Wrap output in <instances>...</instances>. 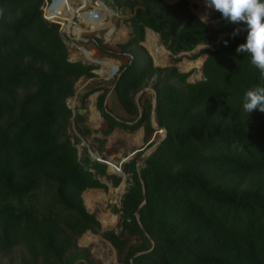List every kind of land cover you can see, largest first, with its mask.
I'll use <instances>...</instances> for the list:
<instances>
[{
  "label": "trees",
  "instance_id": "trees-1",
  "mask_svg": "<svg viewBox=\"0 0 264 264\" xmlns=\"http://www.w3.org/2000/svg\"><path fill=\"white\" fill-rule=\"evenodd\" d=\"M44 2L0 0V255L19 249L18 264H92L76 239L100 222L82 193L106 191L102 178L117 187L121 176L86 148L79 156L77 144L91 130L67 99L97 67L69 59L60 24L43 17ZM106 4L129 12L130 31L118 50L96 41L109 56L128 55L111 89L124 116L106 107L103 86L80 95L82 108L101 91L99 156L106 159L103 145L115 128L142 127L144 140L151 138L154 93L155 122L165 136L141 166L136 159L122 163L128 185L113 209L121 231L103 237L121 264H264V112L243 109L246 91L264 87V76L250 54L236 52L246 42V24L227 22L216 10L201 23L186 0ZM146 29L159 35L175 63L185 54L205 55L202 78L189 82V71L154 65L143 45ZM150 80L154 93L136 101Z\"/></svg>",
  "mask_w": 264,
  "mask_h": 264
},
{
  "label": "rangeland",
  "instance_id": "rangeland-1",
  "mask_svg": "<svg viewBox=\"0 0 264 264\" xmlns=\"http://www.w3.org/2000/svg\"><path fill=\"white\" fill-rule=\"evenodd\" d=\"M99 1H102L106 8H100V11L104 14L105 19L109 22V25L100 30H88L85 29L82 20L79 17H75L73 22L68 27V20L60 23L61 32L64 35V41L68 47L69 59L73 61L80 60L86 64H93L97 68L94 69L95 76L92 78H80L74 85V94L67 99V104L71 108L72 112H79L85 117L84 124L91 130V134L86 137H81L80 142L77 144L79 156L82 154V148H90L93 152L100 154L98 151L99 141L98 138H103L101 129L105 126V121L102 118L100 111L96 107V98L101 91H95L91 93L83 107L81 108L80 95L90 88L103 86L108 89V93L105 99V105L107 108L114 110V114L123 115L118 103L112 96V81L115 74L108 78L110 70L107 69L103 63L111 62L114 66L120 67L127 59V54H119L116 56H109L99 50L96 45V41L100 40L107 48L118 50L117 43L123 42L128 38L130 31L127 17L128 11H121L120 9L109 6L106 4V0H89L88 5L79 10L86 11L91 8L99 6ZM167 3H174L178 0H165ZM190 8L200 18L207 15V22L210 23V16L214 13V9H208L205 6L204 0H186ZM98 3V4H97ZM50 1L43 6L44 10L49 6ZM81 4L79 1L75 2V7L78 8ZM109 11V12H108ZM78 12V13H79ZM107 15V16H106ZM68 27V28H67ZM75 27H82L83 32L76 33ZM143 45L151 54L154 65L156 66H170L175 65L181 72H191L188 77L189 82H195L202 78V62L205 59V55L199 56L195 60H191L185 56H181V60L174 62V56L161 44L159 35L147 29L145 32V40ZM92 59L88 61L87 58ZM103 72V75L101 74ZM153 81L150 80L147 85L136 93L135 98H139L142 93L145 96L152 93L151 86ZM143 90V91H142ZM142 91V92H141ZM94 114L96 118L93 119ZM98 117V118H97ZM143 128L140 127L136 131L130 133L124 130H117L112 132L106 137V142L103 145L104 151L102 154L106 157V160L113 164H118L122 158H126L125 162L132 159L137 160V166L142 165L143 159L148 156L155 148L156 143L162 138L164 131L159 129L153 132L151 138L145 141L142 136ZM69 133L77 134L75 130L73 120L69 129ZM73 140V137L71 138ZM154 141V145L149 143ZM136 151L135 154H133ZM124 162V163H125ZM122 165V164H121ZM116 175H119L117 173ZM121 176V175H119ZM104 182L108 184L106 191L102 189L89 188L83 191L82 198L84 204L89 212L95 213L97 220L100 222L99 230L92 232L86 231L76 239V245L79 250H87L89 258L92 264H121L117 258V252L111 243L103 237V233L108 230H112L115 233H120L121 228L119 226L120 212H114V208L120 207V199L122 192L128 185V175L126 179L121 176V182L117 187H113L110 182L102 178ZM123 186V188H122ZM104 219H113L112 225H103ZM130 243H136L137 240L134 236H129ZM20 251L17 249L14 254L9 256L0 255V264H18Z\"/></svg>",
  "mask_w": 264,
  "mask_h": 264
},
{
  "label": "clouds",
  "instance_id": "clouds-1",
  "mask_svg": "<svg viewBox=\"0 0 264 264\" xmlns=\"http://www.w3.org/2000/svg\"><path fill=\"white\" fill-rule=\"evenodd\" d=\"M204 3L206 8L219 12L227 22L246 24V42L239 44L236 52L250 54L251 63L264 76V2L262 0H204ZM206 22L207 15L202 16L201 23ZM239 32L240 29L236 28L231 35L235 37ZM243 101V109L247 113L251 114L257 109L264 112V87L246 91Z\"/></svg>",
  "mask_w": 264,
  "mask_h": 264
},
{
  "label": "bare ground",
  "instance_id": "bare-ground-1",
  "mask_svg": "<svg viewBox=\"0 0 264 264\" xmlns=\"http://www.w3.org/2000/svg\"><path fill=\"white\" fill-rule=\"evenodd\" d=\"M78 2L84 7L86 5H88L89 0H59L57 2V4L47 7L45 9V14L46 16H48L49 18L53 19V20H62V19H66L68 20V22H70L72 13L74 12V10H77V8L75 7V2ZM98 4V3H97ZM100 8H104L100 3L99 6H97L95 9L98 11V17L94 18V17H89V18H85L83 16V14H79L80 19L82 20L85 29L88 30H97V29H101V28H105L109 25V22L105 19L104 14L100 11ZM109 12V11H108ZM107 16V15H106ZM68 28V27H67ZM106 29V28H105ZM75 32L76 33H81L83 32V28L82 27H75ZM88 61H92L91 57L87 58ZM103 65L110 70L111 72V65H113L111 62H104ZM114 66V65H113ZM101 74L103 75V72H101ZM96 114H94L93 119L96 118ZM98 118V117H97ZM111 165H114L112 162H110ZM123 188V186H122ZM113 224V219H104L103 220V225L107 226V225H112Z\"/></svg>",
  "mask_w": 264,
  "mask_h": 264
},
{
  "label": "water",
  "instance_id": "water-1",
  "mask_svg": "<svg viewBox=\"0 0 264 264\" xmlns=\"http://www.w3.org/2000/svg\"><path fill=\"white\" fill-rule=\"evenodd\" d=\"M59 0H51V4H50V6H53V5H55V4H57V2H58ZM99 3L104 7V8H106V5L102 2V1H99ZM79 14H83V16L85 17V18H91V17H94V18H96V17H98V11L95 9V8H91V9H88V10H86V11H81L80 13H77V10H74V12L72 13V16H71V19H70V22H68V27H70L71 25H70V23H72L73 22V20H74V18L75 17H79ZM80 18V17H79ZM67 20L66 19H62V20H57V21H54V22H56V23H58V24H60V23H63V22H66ZM147 30V29H146ZM203 63H204V60H203V62H202V66H203ZM118 70H119V67L118 66H113V65H111V73H110V75L108 76V78L109 77H111L112 75H114L115 74V76H116V78H117V76H118V74H117V72H118ZM94 72V71H93ZM149 89H151V91L153 92V90H152V88H149ZM143 91V90H142ZM141 91V92H142ZM154 93V92H153ZM99 94V93H98ZM135 100L137 101L138 99H137V97L135 98ZM155 102H156V95H155V93H154V96H153V100H152V110H151V125H152V127L155 129V131L156 130H159V129H161V130H163L164 131V134H163V136H162V138L165 136V129L164 128H160V127H158V125L156 124V122H155V117H154V108H155ZM73 115H74V112H73ZM161 138V139H162ZM160 139V140H161ZM159 140V141H160ZM158 141V142H159ZM157 142V143H158ZM156 143V144H157ZM88 153H89V155H90V157L91 158H93V159H95V160H97V161H100V162H103V163H105L106 165H107V172L108 173H111V174H117V173H119V175H121L122 177H123V179H126L127 178V174L126 173H124L123 171H122V169H120V170H117L116 169V167L118 166V164H114V165H111V163H110V161H108V160H102V158L97 154V153H95V152H93L90 148H88ZM136 153V151L133 153V154H135ZM126 158H128V157H126ZM126 158H122L121 159V161H120V163H119V165H121L122 163H124L127 159ZM125 191V190H124ZM124 191L122 192V194L124 193ZM99 228L100 227H96L95 228V230L97 231V230H99ZM112 245V244H111ZM113 247V246H112Z\"/></svg>",
  "mask_w": 264,
  "mask_h": 264
},
{
  "label": "built area",
  "instance_id": "built-area-1",
  "mask_svg": "<svg viewBox=\"0 0 264 264\" xmlns=\"http://www.w3.org/2000/svg\"><path fill=\"white\" fill-rule=\"evenodd\" d=\"M49 1H50V4H51V0H49ZM47 2H48V0H45L44 5H46ZM50 4H49L48 7H50ZM44 5H43V6H44ZM81 8H83L82 5L78 6V8H77V13L79 12V10H80ZM42 9H43V8H42ZM44 12H45V10H44ZM79 13H80V12H79ZM43 17H44L45 19L49 20V21H53V22H54V21H57V20H53V19L49 18L48 16H46V14L43 15ZM102 160H106V159H102ZM119 163H120V162H119ZM119 163H118V166L116 167L117 170H120V169H121V165H119Z\"/></svg>",
  "mask_w": 264,
  "mask_h": 264
},
{
  "label": "crops",
  "instance_id": "crops-1",
  "mask_svg": "<svg viewBox=\"0 0 264 264\" xmlns=\"http://www.w3.org/2000/svg\"><path fill=\"white\" fill-rule=\"evenodd\" d=\"M117 130H120L119 128H115L112 132H114V131H117ZM143 131H142V136H143V138H144V129H142ZM107 186H108V184H107ZM95 189H97V188H95Z\"/></svg>",
  "mask_w": 264,
  "mask_h": 264
}]
</instances>
